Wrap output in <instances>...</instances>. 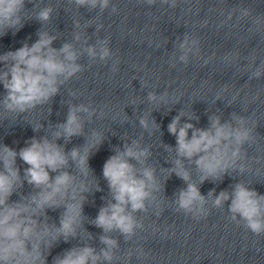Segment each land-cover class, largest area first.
<instances>
[{"label":"clouds","instance_id":"1","mask_svg":"<svg viewBox=\"0 0 264 264\" xmlns=\"http://www.w3.org/2000/svg\"><path fill=\"white\" fill-rule=\"evenodd\" d=\"M109 0H76L79 5H90L96 7L97 4L101 9L108 6ZM153 2V0H149ZM23 0H0V25L14 26L18 19H13L17 10L22 6ZM50 9L40 13V19L46 20L49 17ZM51 44V38L42 34L41 39L31 48L27 45L17 50L14 54L9 53L3 59L11 57L15 64L10 69L11 78L8 79L9 72H5L4 87L8 92V107H18L23 110L24 106L31 105L34 101L47 99L50 94H54L57 89L55 84L58 74L67 73L73 75L79 70V66L74 63L65 64L58 61L53 53L49 50L47 55L42 53V49ZM183 47V45H181ZM65 54L67 61H75L76 55L71 50V46L65 44L60 50ZM90 55H95V50L89 48ZM101 58L109 55L107 48L102 49ZM178 119V118H177ZM144 124V121H141ZM177 120L169 125V131L177 135V144L179 152L189 158L201 152L209 154L210 152H219L216 147L221 140H227L230 136L235 135L237 142L247 138L246 132L237 130L231 132L227 125L218 126L219 121L213 122L215 134L208 131L197 130L193 138L188 141L187 129L192 125L187 124L177 133ZM146 126V125H145ZM64 132L68 135L77 134L80 125L77 122L75 110L71 111L67 124L63 126ZM60 133H57L59 136ZM145 153L135 152L132 148H126L121 154L112 156L104 165L103 175L109 182V187L113 192L115 203H110L107 207L102 208L95 221L98 227L104 228L105 231L113 228L119 229L124 234H129L133 230V220L130 215L125 214V206L130 204L133 211L144 208L143 200L148 195L145 191V180L137 179L133 166L128 163L125 156L139 159ZM17 153L5 147L0 152V161L3 163V171L0 172V264H45V260L40 252V241L48 235V228L45 227L43 232H37V221L32 216L43 210L45 206H58L57 197L63 200L69 195L70 191L75 198V188L73 186V177L67 172H60L53 179L49 175V170L57 172L67 164V159L63 152L54 144L47 140H33L29 147L23 148L19 152V157L29 167L25 170V178L28 183L41 189V191L32 197V204H23L16 202L8 204V198L11 196L14 181L19 178V169L15 167ZM73 160H78L79 165L86 166L87 157L82 156L78 151L73 150L71 153ZM198 165H202L206 171L212 173L216 170L219 160L214 155L200 156L197 160ZM144 177L152 179V172L144 170ZM254 193L242 186H237L235 198L232 200L231 211L239 213L248 222V227L259 234L264 231V220L258 219L260 216V205L257 199H254ZM229 197L221 193L217 197L215 204L219 206L223 200ZM203 201L198 189L189 185L186 191L180 194V206L190 209L194 201ZM23 214V215H22ZM80 215L79 206L68 204L64 217L61 219L59 233L67 237L73 234V225ZM35 238V239H33ZM102 242L109 247L115 244V241L102 237ZM29 245L31 246L29 248ZM105 259L111 260L109 252L102 250ZM99 256L95 255L93 249L84 247L82 250H73L67 253L64 258H56L55 264H96Z\"/></svg>","mask_w":264,"mask_h":264}]
</instances>
